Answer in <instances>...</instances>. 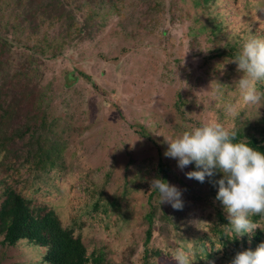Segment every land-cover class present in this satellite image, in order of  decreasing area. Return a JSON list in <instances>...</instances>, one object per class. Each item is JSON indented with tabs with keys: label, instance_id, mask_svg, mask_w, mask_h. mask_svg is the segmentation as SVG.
Returning <instances> with one entry per match:
<instances>
[{
	"label": "rangeland",
	"instance_id": "374dc122",
	"mask_svg": "<svg viewBox=\"0 0 264 264\" xmlns=\"http://www.w3.org/2000/svg\"><path fill=\"white\" fill-rule=\"evenodd\" d=\"M59 1L43 21L48 0H0V203L10 187L111 264H176L189 242L194 264H230L237 252L210 231L222 175L188 179L199 169L166 158L165 139L211 120L247 135L263 118L231 61L249 34L264 37V0H96L92 13ZM159 160L182 210L151 191ZM1 240L0 264H43L44 249Z\"/></svg>",
	"mask_w": 264,
	"mask_h": 264
},
{
	"label": "clouds",
	"instance_id": "9594fccd",
	"mask_svg": "<svg viewBox=\"0 0 264 264\" xmlns=\"http://www.w3.org/2000/svg\"><path fill=\"white\" fill-rule=\"evenodd\" d=\"M231 63L242 74L235 83L242 103L260 104L264 99V92L258 89V85H264V37L249 34ZM220 87L217 84V90ZM228 110L233 111L231 107ZM165 143L164 156L175 159L180 170L193 163L199 169L187 172L188 179L204 183L206 177L222 175L214 182L218 186L216 199L227 214L228 223L224 226L233 239L260 229V224L251 217L264 219V152L238 142L234 129L215 120L190 126L182 134L165 139ZM150 188L158 193L160 205L167 203L174 210L183 209L182 191L176 186L157 177L150 182ZM173 259L176 264H194L191 242L186 248L176 249ZM231 264H264V243L255 251L237 253Z\"/></svg>",
	"mask_w": 264,
	"mask_h": 264
},
{
	"label": "trees",
	"instance_id": "16d2710c",
	"mask_svg": "<svg viewBox=\"0 0 264 264\" xmlns=\"http://www.w3.org/2000/svg\"><path fill=\"white\" fill-rule=\"evenodd\" d=\"M48 1L49 3L47 5H40V7H43L40 12L43 21L52 19L55 15L53 14V12H55L53 10L54 7L58 9L57 4H61L59 0ZM95 1L96 0H85L84 2V4L88 5V11L90 13H92L90 6L92 3H95ZM100 3H103V0H101ZM57 11H64L62 5ZM90 15L93 16V14ZM59 16H61V13L58 14V17ZM30 17L32 18L31 13ZM31 28L34 30L35 27L31 26ZM49 48L51 50L48 52L54 56L56 49ZM139 134L145 136V133L142 131H139ZM237 141L245 142L261 152H264V116L247 135L237 133ZM47 154L48 151L46 149L39 148L37 156L38 162H42V158L47 160L49 158ZM192 165L195 166L194 163ZM156 169L157 173L160 174L159 178L162 179L166 177V173L169 171L167 167L163 166L160 160L156 165ZM213 186L214 191L211 196H214V200H216L215 207L217 213L210 222L212 225L210 229L211 233L217 237V241L222 247L231 248L234 252L238 253L239 249L237 246L239 244L243 247H248L249 245L256 250V248L263 243L261 231L256 230L254 234H252L250 243H248L247 234L243 237L233 239V236L224 226L228 223L224 207L222 203L216 199L218 186H215V184ZM3 197L0 203V236L2 237L1 244L3 246L14 247L19 242L25 241L36 248L44 249V254L42 256L43 264H111L105 260L102 250H93L87 253V248L83 244L80 236H74L71 229L63 228L60 220L53 211H44V208H31L30 202L10 187L5 188ZM98 206L99 205H96V208H98ZM150 215H152V213H150ZM251 218L255 221L256 216ZM149 223L151 222L149 221ZM150 227L151 224L145 231V243L148 242L151 236ZM209 240L210 238L208 236L204 239V241Z\"/></svg>",
	"mask_w": 264,
	"mask_h": 264
}]
</instances>
